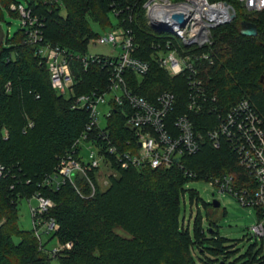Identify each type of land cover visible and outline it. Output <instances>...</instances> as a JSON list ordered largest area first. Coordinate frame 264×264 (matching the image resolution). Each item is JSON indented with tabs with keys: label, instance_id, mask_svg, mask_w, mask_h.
I'll return each instance as SVG.
<instances>
[{
	"label": "trees",
	"instance_id": "trees-1",
	"mask_svg": "<svg viewBox=\"0 0 264 264\" xmlns=\"http://www.w3.org/2000/svg\"><path fill=\"white\" fill-rule=\"evenodd\" d=\"M25 1L39 20L43 40L73 55L85 54L89 40L101 32L117 27L130 30L137 44L135 56L150 64L143 78L129 76L130 87L148 101H154L164 90L170 91L176 97L172 115L185 112V79L170 77L154 58L152 43L160 41L157 35L161 34L147 24L143 8L146 0H58L52 4L47 0ZM209 1L225 2L235 12L231 22L211 31L209 45L198 50L208 53L211 63H194L200 65L209 101L215 97L212 105L225 111L246 97L264 118V13H249L236 0ZM11 2L0 0V18ZM244 21L256 25L255 37L240 34ZM91 23L101 32H95ZM25 31L20 28L10 40L6 38L5 44L0 43V164L7 170L0 179V264H52L53 258L60 264H197L190 253L188 231L179 223L183 185L232 175L240 188L251 181L247 171L227 145L214 148L206 139L200 151L183 157L169 169L115 167L105 176L104 186L97 183L98 170H88L74 183L66 181L58 189L40 186L84 131L88 112L72 109L74 97L59 95L52 89L36 47L24 43ZM70 65L75 96L106 85L107 75L96 64L87 72L75 58ZM7 82L8 92L4 88ZM207 114L190 115L196 129L205 132ZM29 121L33 127L23 133ZM106 128L113 143L126 150L125 142L132 132L126 128L119 108L106 120ZM37 191L53 201L48 215L59 225L42 245L31 230L24 231L18 225V200ZM214 227L210 221L207 232L211 248L201 246L199 251L222 255L221 261L211 263L220 264L234 252L227 250V240L217 237ZM117 228L130 239L116 234ZM195 232L198 236L197 227ZM51 239L72 246L52 255L46 248ZM251 264H264V256Z\"/></svg>",
	"mask_w": 264,
	"mask_h": 264
},
{
	"label": "built area",
	"instance_id": "built-area-1",
	"mask_svg": "<svg viewBox=\"0 0 264 264\" xmlns=\"http://www.w3.org/2000/svg\"><path fill=\"white\" fill-rule=\"evenodd\" d=\"M236 1L249 13H264V0ZM47 3L59 2L47 0ZM143 8L148 25L151 18L171 19L174 14L188 18L187 23L176 30V34L157 35L161 40L152 43L151 48L160 69L170 77L185 79L187 103L185 112L180 115H172L176 108V97L172 92L164 90L154 101H148L130 87L129 76L143 78L150 70L147 61L135 56L137 44L130 30L112 28L89 40L88 45L110 46V55H90L88 51L83 55H73L43 40L39 20L26 5L16 2L9 4L8 10L17 14L21 28L26 30L24 43L36 47L40 63L48 71L52 89L59 95L73 96L72 109L88 112L84 131L70 151L59 158L54 172L46 175L39 185L58 189L66 181L74 183L76 177L85 176L88 170H98L100 173L107 169L110 174L115 167L169 169L178 165L183 157L200 151L206 139L214 148L225 144L235 155L238 164L247 171L251 181L240 188L235 186L232 175L209 182L219 193L230 194L241 206L255 210L257 221L251 227V237L259 241L264 250V118L246 97L240 98L225 111L212 105L216 99H211L213 103L209 101L200 65H194L195 62L211 63L209 54L198 50L209 45L211 31L231 22L235 12L225 2L209 0H146ZM6 38L0 34V43ZM73 58L81 63L83 72L95 66L93 64L103 69L107 75L106 85L102 89L75 96L70 65ZM4 88L6 92L10 91V82ZM115 108L120 109L126 128L132 132L125 142L126 150L113 143L106 128V120ZM203 113H208L204 120L205 132L196 129L190 118V115ZM32 127L33 123L29 121L23 133ZM4 136H7L6 130ZM6 171L0 164V179ZM22 199L36 201L35 206H30L31 231L42 245L43 236L50 237L59 229L57 221L48 215L54 203L39 191L20 198L17 205ZM71 246V243L57 242L49 253L55 255Z\"/></svg>",
	"mask_w": 264,
	"mask_h": 264
},
{
	"label": "rangeland",
	"instance_id": "rangeland-1",
	"mask_svg": "<svg viewBox=\"0 0 264 264\" xmlns=\"http://www.w3.org/2000/svg\"><path fill=\"white\" fill-rule=\"evenodd\" d=\"M16 3L26 5L25 0H13ZM115 22V18L112 17ZM92 29L100 33L98 25L91 23ZM21 28V21L18 17L13 16L7 9L3 10L0 18V34L3 38L10 40ZM5 44V41H3ZM90 55H110V46H100L90 43L87 47ZM118 52V50H117ZM103 110V108L101 109ZM109 172L103 169L97 175V183L100 186L106 184L105 176ZM195 195L191 196V191ZM219 202V207L215 208L212 201ZM36 201H27L22 199L17 205L18 225L24 231H30L31 216L30 206H35ZM179 223L183 229H187L192 245L190 253L197 264H211L212 260L221 261L222 255H215L206 252L201 248H211V235L207 232L210 221L215 224L214 232L217 237L227 240L228 251L234 252L226 260V264H251L254 260L264 256V250L261 249L259 241L251 237V227L257 221V215L253 208H245L230 194L219 193L218 190L209 182L203 179L186 182L183 185V192L179 196ZM195 227L199 230L196 236ZM115 233L125 239H130V235L121 230L115 229ZM48 236H43V241L48 240ZM57 246V240H50L46 248L48 251ZM201 252V253H200ZM52 257V256H51ZM211 260V261H210ZM52 264H60L57 258L52 259Z\"/></svg>",
	"mask_w": 264,
	"mask_h": 264
},
{
	"label": "water",
	"instance_id": "water-1",
	"mask_svg": "<svg viewBox=\"0 0 264 264\" xmlns=\"http://www.w3.org/2000/svg\"><path fill=\"white\" fill-rule=\"evenodd\" d=\"M232 19L235 18V14L231 16ZM188 18L174 14L171 19L165 18H151L149 20V26L159 34H176L178 28H182L187 23ZM240 34L244 37H255L257 35V27L251 22L244 21L240 25ZM213 207H219V202L216 200L212 201ZM211 232V230H209ZM220 264H224L221 262Z\"/></svg>",
	"mask_w": 264,
	"mask_h": 264
}]
</instances>
